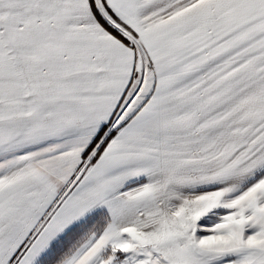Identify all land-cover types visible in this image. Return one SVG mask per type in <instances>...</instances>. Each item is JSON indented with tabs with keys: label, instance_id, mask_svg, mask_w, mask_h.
Returning a JSON list of instances; mask_svg holds the SVG:
<instances>
[{
	"label": "crops",
	"instance_id": "1",
	"mask_svg": "<svg viewBox=\"0 0 264 264\" xmlns=\"http://www.w3.org/2000/svg\"><path fill=\"white\" fill-rule=\"evenodd\" d=\"M107 1L135 30L158 27L146 28L145 20L170 10L169 0ZM33 8L43 14L42 27L56 29L60 38L43 37L46 53L34 58L32 38L0 36V92L1 78L14 79L3 86L9 93L3 105L0 97V264L16 253H23L16 264H36L98 210L109 215L108 230L62 264L90 259L109 232L116 238L126 233L141 259L143 249L164 257L173 245L178 264H264L263 250L243 242L194 250L196 234H190L188 250L170 215L149 216L151 205L171 203L170 188L201 194L200 183H207L231 199L264 179V0H197L184 10L185 58L190 67L212 65V71L204 84L185 89L182 119L153 99L123 115L142 91L138 87L128 101L135 54L102 27L88 0H0V11L10 15ZM33 77L50 84L42 86L36 106L24 95L18 117L13 93L23 82L24 93H32ZM67 78L72 81L60 84ZM113 120L116 134L83 168L74 143L95 138Z\"/></svg>",
	"mask_w": 264,
	"mask_h": 264
},
{
	"label": "rangeland",
	"instance_id": "2",
	"mask_svg": "<svg viewBox=\"0 0 264 264\" xmlns=\"http://www.w3.org/2000/svg\"><path fill=\"white\" fill-rule=\"evenodd\" d=\"M88 1L94 15L98 17L96 15L97 10L100 14L99 16L103 18V22L106 21L116 27L126 39H120L112 34L97 18L102 27L105 28L109 34L126 44L135 54L132 79L129 83V85L132 86L127 92V97H129L128 101H130L133 95L135 96L137 94L136 91H138V87H141L142 91L139 92V96L134 104L131 105V108L127 111L123 109V115L125 113L130 115L143 101L144 104H146L149 100L153 99L157 104L162 103V107L167 106L166 109L172 110V115L175 116V118L182 119L185 109V89L190 86L193 88L195 83L196 85L197 83L204 84V75L212 71V65L205 67V65L198 64L197 66L190 67V60H186L185 58L184 42L186 30L184 25V10L186 9V12H188V7H194L197 0H169L170 10H168L167 13L157 19L145 20L146 28L154 25L158 26L159 23H161L158 27L149 29L153 35L149 30H135L121 20L112 10L107 0ZM33 9V13L29 12L26 14L23 10L18 13H11V15L3 10L0 11V36L4 38H32L33 57L39 58L46 53L45 51L42 52L41 48L48 46L46 44L42 46V38H60V35L56 32V29L52 30V28L42 27L40 20L43 14L36 8ZM190 10L192 11L195 9L193 8ZM51 15L55 16L56 14L53 13ZM20 26H22V28ZM158 31H160V33L162 32L163 35L162 33L159 35ZM43 32L45 34H43ZM4 47H6L4 53H10L8 52L9 46L5 45ZM51 47L57 48L59 46L52 45ZM65 52L72 53L69 49L65 50ZM16 79L18 81L25 80V78ZM13 80V78H1L2 89L0 97H2V105L4 100L9 97L8 88L3 86H7L9 84L8 81L13 82ZM68 80L72 81V78H67L65 82L62 80L60 84H67ZM13 84L14 83L11 85ZM24 84V82L21 85L17 84V92L13 93V95L16 94L15 106H17L16 110L18 117L22 115L19 107L22 105L21 99L23 98L24 100V95L31 97L34 106H36L37 104L35 102L40 101L42 96V86L44 84H50V79L33 77L31 85L32 93H24ZM52 84H56V82ZM198 89L203 90L204 87L202 86ZM122 108L123 105L119 106L116 113L121 111ZM116 126L118 125L114 120L104 126L100 133L95 136L96 138L98 135H101L98 140L99 142L96 143L88 154L86 150L93 142L94 137L89 141L82 139L80 142L74 143V147L77 149L76 152L78 150L81 151L79 154L82 159L83 168L92 163L98 147L104 142V139L109 136L112 130L114 131L116 129ZM79 144L80 146H78ZM72 159L74 158L71 157V160ZM68 169L69 167L66 166V172ZM66 172L64 175H68ZM263 181L264 179H256L246 190L232 195L231 199V196L228 195L224 197L222 192H212L211 188H213V186L207 183H200L201 194L199 192L196 193L198 190L180 186L170 188V190L168 189L169 193L174 194V197L169 199V203H171L161 205V207L158 205L152 207L151 205L149 216H161L163 218L162 213L170 215V223L175 224L174 230L179 234L182 233L187 236L183 237V241L188 244V250L190 243V237L188 236L196 234L194 237L195 243L191 241V244L194 245V250L197 248L200 249L197 246L202 248H216V246L220 245L228 246L234 242H243L244 245L252 247L253 250L258 252L262 249L263 254L259 253V255H264ZM204 187H206V189H204ZM159 208H162L163 212H161ZM164 223L165 221H161L160 227L169 230L170 228H166ZM106 229L108 230V228ZM103 232L101 234H103ZM93 238L94 235L90 236L88 239ZM178 241L183 243L182 240ZM120 244L126 252L121 251ZM165 245L167 246V244ZM165 248L167 250L164 252L165 258L162 255H152V252L150 253V251L148 252V250L143 249L144 259H141L140 251L135 249L134 242L127 239L126 233H122L120 238H116V235L112 236L109 232L104 237H101L99 243L92 249V253L88 257L90 259L82 264H166L167 261L178 264L179 260H176L174 257L175 254H178V250H176L173 245ZM79 251L80 248L75 252L78 253ZM22 254L23 253H16L13 258H11L9 264H16ZM42 256H44V254H41L39 258ZM39 258H37L36 261H38Z\"/></svg>",
	"mask_w": 264,
	"mask_h": 264
},
{
	"label": "trees",
	"instance_id": "3",
	"mask_svg": "<svg viewBox=\"0 0 264 264\" xmlns=\"http://www.w3.org/2000/svg\"><path fill=\"white\" fill-rule=\"evenodd\" d=\"M96 15L98 16L97 18L99 19L100 23H103L104 27L108 29L112 34L120 39H126L125 36L122 35L116 27L112 26L106 21L103 22V18L99 16L100 14L97 10ZM116 129L114 131L112 130L109 136L106 137L104 139V142L101 143V145L98 147L92 163L98 158L107 143L116 134ZM100 137L101 135H98L96 138H94L93 142L86 150L87 154L90 153V150H92L96 143L99 142L98 140L100 139ZM109 223L110 217L107 214L106 210H98L97 212L91 214L88 218L73 225L65 234H63L50 246L47 253H45L44 256H42L36 262V264H62L72 255H74V253H76V250L84 247V245L88 243V238L90 236L94 235V238L99 236L108 227Z\"/></svg>",
	"mask_w": 264,
	"mask_h": 264
}]
</instances>
